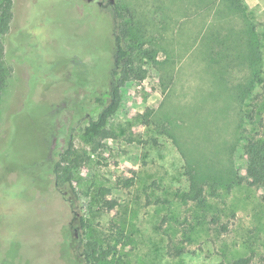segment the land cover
<instances>
[{"label":"rangeland","instance_id":"1","mask_svg":"<svg viewBox=\"0 0 264 264\" xmlns=\"http://www.w3.org/2000/svg\"><path fill=\"white\" fill-rule=\"evenodd\" d=\"M114 4L141 78L122 86L111 137L90 147L79 133L107 88ZM12 11L0 264H83L78 245L88 239L100 244L101 264H264L263 189L247 182L244 153L248 140L264 139V8L13 0ZM69 137L81 161L73 188H58L53 164ZM100 187L116 202L109 211L96 204Z\"/></svg>","mask_w":264,"mask_h":264},{"label":"trees","instance_id":"2","mask_svg":"<svg viewBox=\"0 0 264 264\" xmlns=\"http://www.w3.org/2000/svg\"><path fill=\"white\" fill-rule=\"evenodd\" d=\"M12 8L13 0H0V99L6 89L11 71L10 67L6 64L10 51L5 46L4 37L13 36L15 39V35H12V32H10L13 18ZM113 11L115 19L114 27L116 30L113 38V63L106 78L107 88L104 91L106 97L103 96L104 94L95 96L94 102L99 107L96 116L94 118L87 117L79 133V139L90 147H98L100 145V138L111 137V132L107 129V123L109 118L119 108L122 86L126 80L133 77L141 78L139 75H135L130 68L133 61L131 53L133 54L135 48L132 46L126 47L125 45V40L128 36V26L125 22L117 25V19L122 17L119 5L114 4ZM132 41L136 42L135 39ZM137 46L141 47V44ZM80 108L85 109L83 106ZM162 132L165 131L162 130ZM244 153L246 155V180L250 185H256L263 189L261 198L264 202V139L248 140L244 146ZM56 156L52 170L55 176V185L58 188H60L59 185H67L73 188L72 169L80 163L81 154L74 147L71 137L68 138L64 150L57 152ZM200 192L201 189L198 187L195 197ZM97 194L96 204L99 206V209L109 211L114 208L116 202L108 198L110 190L107 187H100ZM64 200L70 206L74 205L71 200ZM99 248L100 244L96 241L90 239L81 240L78 250L83 264H101L104 256ZM230 264H248V258H241Z\"/></svg>","mask_w":264,"mask_h":264},{"label":"crops","instance_id":"3","mask_svg":"<svg viewBox=\"0 0 264 264\" xmlns=\"http://www.w3.org/2000/svg\"><path fill=\"white\" fill-rule=\"evenodd\" d=\"M246 2L250 4H259L264 8V0H246Z\"/></svg>","mask_w":264,"mask_h":264}]
</instances>
